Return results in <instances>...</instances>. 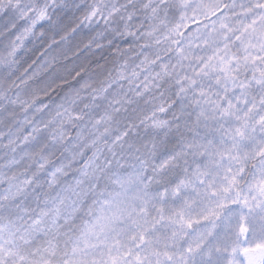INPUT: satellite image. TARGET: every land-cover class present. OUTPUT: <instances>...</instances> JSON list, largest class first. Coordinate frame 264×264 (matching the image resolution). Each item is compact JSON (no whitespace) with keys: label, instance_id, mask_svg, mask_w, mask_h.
<instances>
[{"label":"snow or ice","instance_id":"snow-or-ice-1","mask_svg":"<svg viewBox=\"0 0 264 264\" xmlns=\"http://www.w3.org/2000/svg\"><path fill=\"white\" fill-rule=\"evenodd\" d=\"M0 264H264V0H0Z\"/></svg>","mask_w":264,"mask_h":264}]
</instances>
